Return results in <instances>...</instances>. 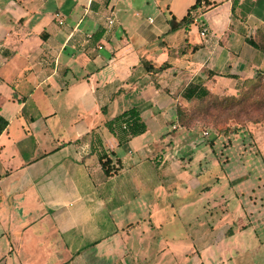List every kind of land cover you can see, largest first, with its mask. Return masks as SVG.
Wrapping results in <instances>:
<instances>
[{"label": "crops", "instance_id": "obj_1", "mask_svg": "<svg viewBox=\"0 0 264 264\" xmlns=\"http://www.w3.org/2000/svg\"><path fill=\"white\" fill-rule=\"evenodd\" d=\"M208 2L0 0V264L196 259L183 258L190 234L183 243L165 224L167 200L199 181L190 172L198 154L205 170L219 162L204 145L178 154L190 130L178 125L177 107L194 100L183 96L190 84L236 97L264 77V0ZM186 15L192 22L178 26ZM76 25L92 33L86 44L69 38ZM146 61L168 67L147 72ZM132 107L146 131L120 144L105 122ZM247 129L264 161V121ZM100 154L119 159V170L106 175ZM252 163L230 159L201 193L218 200L224 218L251 217L225 244L264 227V192L245 194L258 183ZM229 167L231 195L219 192Z\"/></svg>", "mask_w": 264, "mask_h": 264}, {"label": "rangeland", "instance_id": "obj_2", "mask_svg": "<svg viewBox=\"0 0 264 264\" xmlns=\"http://www.w3.org/2000/svg\"><path fill=\"white\" fill-rule=\"evenodd\" d=\"M256 82V80L252 82V85L247 83L248 86L235 98L209 94L177 107L183 114V117L178 119V125L190 130L188 134L179 136L178 154L185 158L187 153L182 151L183 148L187 146L193 150L204 145L206 152L219 162L214 165L215 169L205 170L207 168L204 165L205 160L208 159L204 154H198L195 158L198 163L191 165L190 172L199 176V181L191 182L190 190L177 191L172 202L167 200L170 214L165 224L170 226L171 232L182 239L183 243L187 235L190 234L191 237V242L188 240V243L189 246L192 244L193 248L183 251L185 252L183 258L196 259L187 261L186 264H219L218 260L224 262V258L230 261V264H264V227H257L254 233L247 231L249 233L246 232L225 244L234 229L243 224L248 225L251 217L246 213L244 216L231 214L224 218L218 209V200L212 197L211 200L204 199L201 194L210 188V181L207 180L211 176L213 178L217 176V170L222 168L221 165L238 157L248 159L249 162L254 161L248 168L252 169L258 180L251 188L247 187L245 194L251 189L264 192V161L247 129L248 124H254L252 121L256 120L258 123L264 121V80L258 81L257 84ZM169 143L173 144L171 140ZM189 158L193 159L192 156ZM226 173L230 181L225 183L224 187H220L219 192L231 195L237 172L234 167H229ZM171 189L177 190L176 186ZM205 203H209L210 207H206ZM182 246L185 247L184 244ZM200 258L211 260L204 261Z\"/></svg>", "mask_w": 264, "mask_h": 264}, {"label": "trees", "instance_id": "obj_3", "mask_svg": "<svg viewBox=\"0 0 264 264\" xmlns=\"http://www.w3.org/2000/svg\"><path fill=\"white\" fill-rule=\"evenodd\" d=\"M202 2L205 4H209L208 0H195V3L191 6V9H195L199 7L202 4ZM191 22L192 20L188 17V15H186L181 20H179L178 26L181 25L187 26ZM250 43L251 45H255V43L253 42ZM143 66L147 72L156 73L167 68L168 64L162 63L161 65L154 67L150 62L146 61L143 62ZM255 80L258 82L260 80H264V77L261 76L260 74H257ZM255 80L252 82H255ZM252 82L249 83L252 85ZM256 84H254V86ZM197 88L198 86L192 84L188 85L185 88L183 92V96L187 99V101H190L191 99H202L209 94H213L202 86L198 90ZM225 97L235 98V96H225ZM182 117H183L182 111L180 110V108H177V119H181ZM252 122L258 123V121L256 120ZM6 126H7V120L0 114V134L6 128ZM105 126L111 133H113L118 138L120 144L127 142L131 137L140 135L146 131V124L140 116V110L136 107H132L127 110H124L115 117L107 120L105 122ZM99 161L103 169V172L106 175H112L113 173L118 171L119 168L121 167V161L119 159H115V163H113V161L105 154H100Z\"/></svg>", "mask_w": 264, "mask_h": 264}, {"label": "built area", "instance_id": "obj_4", "mask_svg": "<svg viewBox=\"0 0 264 264\" xmlns=\"http://www.w3.org/2000/svg\"><path fill=\"white\" fill-rule=\"evenodd\" d=\"M57 21L59 24H63V20L58 19ZM107 22L111 23V20L108 19ZM204 33H205V29H202L201 34L204 35ZM92 36L93 35L91 32L82 31L78 25L74 26L71 32L69 33V38L77 37L83 44H86L87 42H89V40L92 39Z\"/></svg>", "mask_w": 264, "mask_h": 264}]
</instances>
